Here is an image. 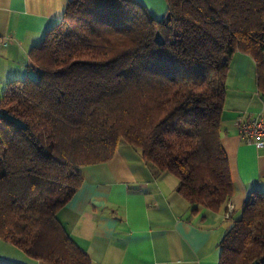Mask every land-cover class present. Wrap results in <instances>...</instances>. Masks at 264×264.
Listing matches in <instances>:
<instances>
[{"label": "trees", "instance_id": "1", "mask_svg": "<svg viewBox=\"0 0 264 264\" xmlns=\"http://www.w3.org/2000/svg\"><path fill=\"white\" fill-rule=\"evenodd\" d=\"M165 1L156 19L138 0H68L29 50L28 74L6 84L0 238L27 256L91 264L58 211L82 184L79 167L108 161L122 143L176 178L190 212L230 199L226 79L244 52L264 96V0ZM220 249L219 264H264V192L248 195Z\"/></svg>", "mask_w": 264, "mask_h": 264}, {"label": "crops", "instance_id": "2", "mask_svg": "<svg viewBox=\"0 0 264 264\" xmlns=\"http://www.w3.org/2000/svg\"><path fill=\"white\" fill-rule=\"evenodd\" d=\"M68 0H0V99L6 84L28 74L29 50L58 23ZM156 19L165 0H138ZM264 116L252 57L236 51L226 79L221 144L233 193L217 210L190 212L169 173L155 174L141 153L122 143L106 162L79 167L82 184L58 217L91 264H219L220 239L248 195L264 192V146L240 136L238 122ZM232 205L228 217L227 204ZM0 263L46 264L0 238Z\"/></svg>", "mask_w": 264, "mask_h": 264}, {"label": "built area", "instance_id": "3", "mask_svg": "<svg viewBox=\"0 0 264 264\" xmlns=\"http://www.w3.org/2000/svg\"><path fill=\"white\" fill-rule=\"evenodd\" d=\"M1 42L2 37L0 36V43ZM238 131L240 136L249 143H254L258 147L264 146V116H257L239 121ZM227 208L228 210L224 214L226 217L229 216L232 205L228 203Z\"/></svg>", "mask_w": 264, "mask_h": 264}]
</instances>
